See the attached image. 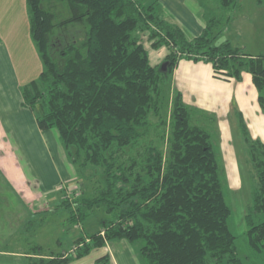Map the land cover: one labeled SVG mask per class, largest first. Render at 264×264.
I'll list each match as a JSON object with an SVG mask.
<instances>
[{
	"label": "trees",
	"instance_id": "1",
	"mask_svg": "<svg viewBox=\"0 0 264 264\" xmlns=\"http://www.w3.org/2000/svg\"><path fill=\"white\" fill-rule=\"evenodd\" d=\"M237 1L216 0L224 9ZM58 3L68 14L51 9ZM154 4L27 0L31 36L44 69L24 86V105L35 112L42 130H56L86 183L95 180L92 196L77 202L66 198L75 207L72 220L80 222L99 206L114 214L98 233L81 237L76 252L41 256L29 264H70L117 239L141 241L147 264H243L211 133L193 122L177 88L164 114L161 83L181 58L206 59L214 75L225 80L240 81L250 73L264 110V54L251 55L229 40L216 44L219 17L190 39ZM148 29L151 38L158 37L154 46L170 48L166 71L150 62L140 34ZM240 126L256 178L246 241L255 256L264 257V220L253 219L264 212V142L251 136L243 117ZM155 130L158 141L151 137ZM110 262L108 253L95 264Z\"/></svg>",
	"mask_w": 264,
	"mask_h": 264
},
{
	"label": "crops",
	"instance_id": "2",
	"mask_svg": "<svg viewBox=\"0 0 264 264\" xmlns=\"http://www.w3.org/2000/svg\"><path fill=\"white\" fill-rule=\"evenodd\" d=\"M144 2L155 3V10H159L160 15L169 21L181 22L183 18L187 22L192 21L193 27L197 24L193 30L194 37L202 33L204 23L189 16L185 0ZM192 65L195 66L180 60L173 70L174 84L179 86L184 99L187 90L200 88L209 81L231 85L232 89L239 82L234 79L222 82L214 76L213 66L207 64L204 65L206 73L196 75ZM43 67L31 36L26 0H0V175L5 180L9 179L8 183L0 184V264H29L41 256H56L44 252L45 246L33 238L31 231L24 237L21 235L27 226H34L36 221L44 222L43 217H54L56 208L74 207L66 202V194L78 188L75 186L79 178L76 167L67 158L56 130H42L35 112L24 105L23 88L40 76ZM246 75L248 84L252 83L255 87L252 75ZM251 91V100L260 106L254 88ZM211 93V100L227 96V92L221 93L220 90ZM198 97L202 100L203 95ZM247 101L248 98L241 97L242 104L246 105ZM225 111L228 112V106ZM71 216L68 215L67 219L76 222L77 230H83L80 222L72 220ZM63 226L69 227L65 221ZM86 234V231L80 232L72 242L87 237ZM128 243L124 239L107 241L104 247L98 248V257L90 256L95 249L70 264H95L99 257L108 253L110 264H129ZM252 256L256 257L253 253Z\"/></svg>",
	"mask_w": 264,
	"mask_h": 264
},
{
	"label": "rangeland",
	"instance_id": "3",
	"mask_svg": "<svg viewBox=\"0 0 264 264\" xmlns=\"http://www.w3.org/2000/svg\"><path fill=\"white\" fill-rule=\"evenodd\" d=\"M185 3V8L189 10V16L191 15V17L202 21L204 27L212 17L222 18L218 28V31L222 30V32L215 40L216 44L229 40L234 45L244 47L245 51L251 55L264 54V0L262 2L259 0H238L237 4L230 9L222 8L216 0H185ZM51 9L58 13V15L60 13H63L64 16L68 14L67 10L64 9V5H60V3L52 6ZM156 12L158 13L159 10ZM180 20L181 22L170 19V21L182 27L190 39L194 38L193 30L194 27H197V24L193 27L192 21L189 20L187 22L183 18ZM76 27H79V25ZM140 34L149 52L150 62L158 68H161L167 63L166 57L170 52V48L166 43L154 46L153 43L158 40V37L151 38L149 29L140 31ZM180 60L194 64L195 66L192 65L193 73L199 76H202V72L206 73L205 64L212 66V63L206 59L194 60L183 57ZM173 73H170L165 81L161 83L162 112L164 114L168 113L171 109L172 90L174 88L180 90L179 86H175L176 83L175 79L173 80ZM246 74L244 73L243 79L237 83L234 89H232L231 85L225 86L221 82L213 83L209 81V83L202 85L200 88L196 87V89L187 90L185 100L192 110L193 122L202 125L211 133L214 150L219 163L220 178L227 201L232 210L228 222L236 236L235 241L239 256L242 258L243 264H264L263 256H252V250L246 241V232L249 227L246 215L250 212L252 206L256 178L250 161L249 145L241 131V117L244 118L251 136L264 142V110L251 100L252 88H254L256 95H259V91L255 87H252V83L248 84ZM216 78L221 79L222 82L225 80L219 77ZM216 90H220L221 93L227 92L225 99L218 98L217 96V100H214V98L211 100V92H215ZM202 95V100H200L198 96ZM242 96L249 100L246 105L241 102ZM227 106L228 112L226 113ZM38 110H40L39 107ZM157 119V117H154L155 122L158 121ZM156 133L157 131L155 130L151 137L158 141ZM78 168H75L81 180L75 185L78 188L66 194V198L71 202H77L79 199L76 200L77 197H89L94 194L92 186L95 180L92 179L90 181L91 185H88L79 173ZM5 182L8 183L9 179L6 178L5 180L0 175V184ZM84 183L88 188L85 186L82 187ZM74 208H56L57 211L54 217L45 216L43 217L44 222L39 221L37 223L36 221L34 226H27L24 228L23 235L21 236L24 237L31 231L33 238L38 239L39 243L45 246L44 252L58 255L67 251L72 254L75 252L73 248L79 245V240L76 243L72 242L74 237H77L83 231H86V235L96 234L102 230L104 221L114 218V214L108 213L104 206L95 207L89 210L90 212L83 220H80L83 230H77L75 228L76 222L74 223L67 219V216L71 215ZM253 219L255 223L263 221L264 212L254 214ZM63 221L70 228L64 227ZM128 244L130 246L131 257L129 264H147L140 250L142 242L136 241ZM98 252H100L99 249L95 250L90 256L96 258L100 255ZM221 264H228V262L225 260Z\"/></svg>",
	"mask_w": 264,
	"mask_h": 264
},
{
	"label": "water",
	"instance_id": "4",
	"mask_svg": "<svg viewBox=\"0 0 264 264\" xmlns=\"http://www.w3.org/2000/svg\"><path fill=\"white\" fill-rule=\"evenodd\" d=\"M161 69H162L163 71H166V70H167V63H165V64L161 67Z\"/></svg>",
	"mask_w": 264,
	"mask_h": 264
},
{
	"label": "built area",
	"instance_id": "5",
	"mask_svg": "<svg viewBox=\"0 0 264 264\" xmlns=\"http://www.w3.org/2000/svg\"><path fill=\"white\" fill-rule=\"evenodd\" d=\"M104 234H105V232L102 231V235H104ZM73 249L76 250L77 249V246H75Z\"/></svg>",
	"mask_w": 264,
	"mask_h": 264
}]
</instances>
